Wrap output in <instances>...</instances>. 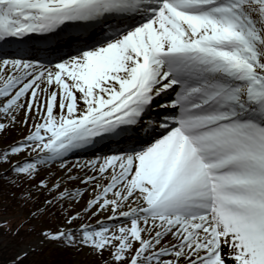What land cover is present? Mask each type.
<instances>
[{
  "label": "snow or ice",
  "instance_id": "6c2138e0",
  "mask_svg": "<svg viewBox=\"0 0 264 264\" xmlns=\"http://www.w3.org/2000/svg\"><path fill=\"white\" fill-rule=\"evenodd\" d=\"M17 126L0 180L22 223L62 221L39 245L264 264V0H0V134Z\"/></svg>",
  "mask_w": 264,
  "mask_h": 264
},
{
  "label": "trees",
  "instance_id": "16d2710c",
  "mask_svg": "<svg viewBox=\"0 0 264 264\" xmlns=\"http://www.w3.org/2000/svg\"><path fill=\"white\" fill-rule=\"evenodd\" d=\"M1 148V147H0ZM14 178L11 174H8L6 179L0 180V201L8 200L11 205L16 206L23 188L13 187L9 182ZM34 183V182H33ZM43 200V199H41ZM11 208V206H9ZM29 208L33 207L28 205ZM3 208L5 211H9L6 206L0 204V209ZM26 218L18 217L13 220V227L8 231L0 227V237H3V246H0V264H11L12 261L20 254L18 253V247L26 242H29L33 238L39 236V225H36V231L29 230L32 221L22 223ZM19 228V234L14 235L13 233ZM20 264H74L71 254L67 250H59L57 248L49 247H37L35 251L28 252L27 258L20 261Z\"/></svg>",
  "mask_w": 264,
  "mask_h": 264
},
{
  "label": "rangeland",
  "instance_id": "374dc122",
  "mask_svg": "<svg viewBox=\"0 0 264 264\" xmlns=\"http://www.w3.org/2000/svg\"><path fill=\"white\" fill-rule=\"evenodd\" d=\"M27 133V129L22 127V126H17L14 128H9L7 131H5L3 134H0V147L4 148L7 145L12 144L13 142L20 140L25 134ZM23 155V154H21ZM20 159V157H13V160ZM4 168H7L8 165L5 164L3 166ZM12 178H14L11 175ZM39 179V178H38ZM41 199H43V196H41ZM22 203L21 201H18L16 206H12L11 202L8 200H1L0 204L4 207L9 209V211H5V209L1 208L0 209V227L6 230H10L13 227V220L18 217H24L27 218L28 212H29V207L25 206L23 208L20 207ZM11 206V208L9 207ZM77 210H79V206H77ZM62 223L60 220H55L54 218L51 220H44L42 223L32 220V224L39 225L40 228H55L57 224ZM40 237L37 236L30 240L29 242H26L18 247V253H21L25 250H28L30 252L31 248H37V247H49V248H57L59 250H67L71 256L74 264H100V259L94 255H90L89 253L91 252L90 249L84 248L82 251L78 250L75 247H70V248H59L53 244H44V245H39ZM3 237H0V242L3 243ZM0 246H3L0 244Z\"/></svg>",
  "mask_w": 264,
  "mask_h": 264
},
{
  "label": "bare ground",
  "instance_id": "6f19581e",
  "mask_svg": "<svg viewBox=\"0 0 264 264\" xmlns=\"http://www.w3.org/2000/svg\"><path fill=\"white\" fill-rule=\"evenodd\" d=\"M87 155V154H86ZM86 158V157H85ZM77 159V157L76 156H70L69 157V160L70 161H75ZM88 197H87V193H85V199H87Z\"/></svg>",
  "mask_w": 264,
  "mask_h": 264
}]
</instances>
